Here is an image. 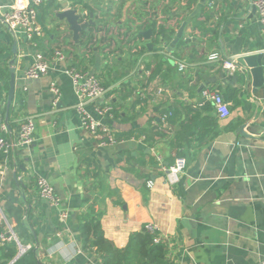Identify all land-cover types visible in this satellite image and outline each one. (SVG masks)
<instances>
[{
    "label": "crops",
    "instance_id": "obj_1",
    "mask_svg": "<svg viewBox=\"0 0 264 264\" xmlns=\"http://www.w3.org/2000/svg\"><path fill=\"white\" fill-rule=\"evenodd\" d=\"M12 3L0 0V13ZM184 4L43 0L36 17L42 34L30 40L0 16V111L12 137L26 117L35 124L28 150L16 149L8 158L0 154V208L13 229L30 228L31 235L20 239L37 250L40 264H100L95 253L81 250L78 239L79 217L90 204L92 212L101 213L104 236L117 247L152 223L168 238L174 264H259L264 259V83L254 90L244 71L221 67L228 57L264 49V33L252 0H195L190 9ZM84 6L94 11L96 25L90 28L92 38L80 32L75 42L54 12L72 7L86 12ZM197 7L172 53L174 62L157 56ZM152 22L172 33L171 39L161 41L156 26L150 39L139 34ZM101 28L106 32L99 37ZM56 48L66 58L52 61L48 74L26 78L35 54ZM157 61L162 68L149 79ZM180 61L186 63L183 70L177 68ZM70 66L95 74L106 88L85 106L95 119L117 135L144 130L151 139L139 132L99 146L81 127L77 97L64 73ZM11 67L14 96L7 109ZM53 81L60 90L57 100L50 91ZM204 87L219 90L228 103L226 116L204 100ZM109 103L111 115L97 113ZM165 112L175 116L162 121ZM177 153L185 168L170 186L162 167ZM38 176L52 183L61 210L39 197ZM18 208L24 227L16 226Z\"/></svg>",
    "mask_w": 264,
    "mask_h": 264
},
{
    "label": "built area",
    "instance_id": "obj_2",
    "mask_svg": "<svg viewBox=\"0 0 264 264\" xmlns=\"http://www.w3.org/2000/svg\"><path fill=\"white\" fill-rule=\"evenodd\" d=\"M42 2L43 0H13V3L9 5L8 9L0 13L1 21L10 30L21 32L27 40H30L34 36H39L42 34V29L37 23L36 17L37 8ZM252 3L255 6L258 20L264 33V0H252ZM105 32V30H101L97 33L99 37H102ZM113 32L116 33L117 30ZM262 51L264 52V49ZM65 58V54L60 48L54 49L50 55L38 52L35 54L33 62L26 69L25 76L29 79L44 76L50 71L52 61H63ZM209 58H216V54H211ZM236 59L237 56H231L222 60L221 67L223 70L233 73L237 69ZM185 67L186 63L183 61L177 63L178 70H183ZM64 73L70 77L73 90L77 97L75 106L79 112L81 127L96 140L99 146L111 145L123 140L117 139L110 128L95 119L85 108L87 103L93 102L106 93V88L100 83L96 75L86 70H79L73 66L66 68ZM50 91L54 96V100H57L60 90L55 81L50 83ZM201 94L204 100L213 104L215 110L221 117L228 114V103L224 100L219 90L204 87L201 90ZM112 110L113 107L110 103L96 108L97 113L100 115H111ZM168 115L164 114L161 117L162 121H166ZM34 130V120L31 117H26L19 125L15 136L12 137L9 122L3 112L0 111V154L8 158L11 152L16 149L28 150L34 142ZM262 134L264 135V125L262 127ZM184 168L185 159L183 157H176L171 164L163 166L162 172L165 182L170 186L178 183ZM35 187L40 198L47 201L51 206L61 210V200L48 179L41 176L36 177ZM60 215L62 218L66 217V213L63 210L60 211ZM144 229L155 236V242L162 240L168 241V238L162 237L158 233L156 225L146 223ZM11 241L16 244L17 252L8 264L19 259L32 248V245L24 243L18 237L13 229L12 222L0 208V246ZM76 252L80 253V249L78 248ZM259 264H264V259Z\"/></svg>",
    "mask_w": 264,
    "mask_h": 264
},
{
    "label": "trees",
    "instance_id": "obj_3",
    "mask_svg": "<svg viewBox=\"0 0 264 264\" xmlns=\"http://www.w3.org/2000/svg\"><path fill=\"white\" fill-rule=\"evenodd\" d=\"M184 8L190 9L191 5L195 3V0H184ZM85 7V6H84ZM87 17L89 12H94L92 9L85 7ZM156 23L152 22L150 28L153 31H156ZM202 34L207 32V29L204 25H198ZM94 28V27H93ZM156 31L159 38L164 40H170L172 33L168 30H165L163 26H158ZM103 28L96 30V32L101 31ZM92 29L85 31L84 34L90 36ZM138 37V35L136 34ZM45 54V53H44ZM50 55V53H48ZM159 56V55H157ZM156 58V57H155ZM151 65L147 63L145 69H150ZM162 68V62H155V67L152 69L150 78L152 79ZM1 71V70H0ZM7 72V71H6ZM8 76V74H7ZM169 114L168 117L172 118L175 116L172 112H165L162 114ZM161 116V117H162ZM198 117V116H197ZM137 134H136V133ZM141 132L145 134L146 140H150V135L144 130H132L126 132L125 134H115L117 139H125L138 136V133ZM176 157H182L181 154L177 153ZM175 157V158H176ZM174 158V159H175ZM174 161V160H173ZM169 165V164H168ZM17 183H19L17 181ZM84 201H88V198H85ZM21 211L19 208L16 210L17 213V225L24 227V224L21 221V216L19 214ZM93 205L90 204L87 206V213H83L79 217V226H78V239L80 242V248L84 252H93L100 260V264H174L173 257L169 252L171 245L170 242L162 240L155 242L154 235L147 232L144 228L139 231L132 232L129 235L127 243L123 247H117L112 241L104 236V232L101 226V213H94ZM9 216L8 214H6ZM19 238L27 237L31 235L30 228H17L14 229ZM17 248L16 244L11 241L2 246H0V264H8L16 255ZM11 264H39V259L37 256V250L34 247L29 249L24 253L19 259L14 261Z\"/></svg>",
    "mask_w": 264,
    "mask_h": 264
},
{
    "label": "water",
    "instance_id": "obj_4",
    "mask_svg": "<svg viewBox=\"0 0 264 264\" xmlns=\"http://www.w3.org/2000/svg\"><path fill=\"white\" fill-rule=\"evenodd\" d=\"M251 8L253 11L255 10V6L253 5V3L251 4ZM198 9L199 7H197L193 12H191L186 17V19L179 26L173 39L170 42H168V44L164 46L162 49L157 51V54L159 56L161 57L163 56V58L166 59L168 62L171 63L174 62L176 58L172 53L175 51V49L179 47L180 40L183 37V31L186 25L190 22L191 18L196 14ZM86 17H87V13L82 12L81 7L65 8L59 12H54V18L58 19L59 22H64L66 24L65 28L69 32H71L72 40H74L75 42H78V36L80 32L89 31L90 28L96 25V21L94 20V12H89L88 18ZM139 34H142L146 39H150V37L153 35V30L151 28H148L147 30L140 31ZM160 40L164 41V39L162 38ZM147 46L149 47V49L152 48L150 43H148ZM13 47H15V45H13ZM263 60H264V52L262 50L240 54L237 56L236 59L237 68L244 71V74L247 76V78L252 79V86L254 90L262 86L264 83V78H263L264 66L262 64ZM13 96H14V68L11 67L9 89L7 93V104H6L7 109L11 105Z\"/></svg>",
    "mask_w": 264,
    "mask_h": 264
}]
</instances>
